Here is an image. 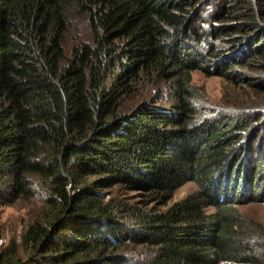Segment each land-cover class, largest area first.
Masks as SVG:
<instances>
[{"label": "trees", "instance_id": "trees-1", "mask_svg": "<svg viewBox=\"0 0 264 264\" xmlns=\"http://www.w3.org/2000/svg\"><path fill=\"white\" fill-rule=\"evenodd\" d=\"M209 2L0 0V206L43 205L0 264H264L239 208L264 203V0H217L205 45ZM74 25L91 39L67 56ZM195 70L253 98L199 115Z\"/></svg>", "mask_w": 264, "mask_h": 264}, {"label": "rangeland", "instance_id": "rangeland-1", "mask_svg": "<svg viewBox=\"0 0 264 264\" xmlns=\"http://www.w3.org/2000/svg\"><path fill=\"white\" fill-rule=\"evenodd\" d=\"M217 9V0L203 5L200 18L196 22L200 27V34L203 35L204 44L213 41V37L209 31L210 23L213 21V14ZM91 34L86 26L78 25L70 28L66 35L65 51L67 56H70L74 47L89 41ZM216 45H221V42H215ZM256 75L259 73H250ZM192 86L194 90V104L199 115H215L220 111H230L232 105L237 101H246L250 97L253 98L254 92L246 83H233L225 77L217 75L216 73L207 74L201 70L192 72ZM164 95L169 98L168 91H164ZM168 105L167 101L163 102ZM261 137L253 142L251 145H258ZM95 177H89L93 180ZM197 190L194 182H188L180 187L174 194L173 198L162 205V210L175 203L176 201L186 198L191 193ZM72 193L74 191L72 190ZM107 199L114 198L118 201L129 203L136 202L140 197L139 194L133 191L126 190L122 186H115L103 191ZM42 203L38 200H19L12 205L0 206V244H6L11 239L20 240L24 227L30 223L38 213L41 212ZM241 212L264 226V203H247L241 205ZM208 211H212L209 209ZM219 264H242L230 261L221 262Z\"/></svg>", "mask_w": 264, "mask_h": 264}]
</instances>
